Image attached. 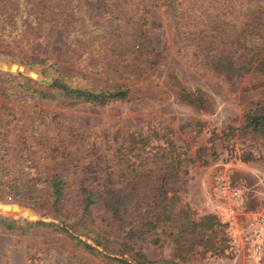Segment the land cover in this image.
<instances>
[{"label":"rangeland","instance_id":"rangeland-1","mask_svg":"<svg viewBox=\"0 0 264 264\" xmlns=\"http://www.w3.org/2000/svg\"><path fill=\"white\" fill-rule=\"evenodd\" d=\"M256 8L264 17V0H0V66L20 65L48 83L62 79L72 87L129 91L127 98L101 105L65 97L30 101L16 98L13 83L0 81V210L15 204L32 214L0 215L61 226L60 218L15 199L17 187L8 183L38 181L35 194L45 195L47 180L59 174L65 181L61 213L69 212L81 186L121 179L109 172L120 163L127 133L138 131L152 143L171 141L185 156L175 206L186 205L193 218L215 223L217 250L174 259L166 227L156 244L135 241L134 248L148 260L180 264H264V256L248 258L241 245L228 248L219 222L223 201L214 186L217 176L227 175L243 189L241 226L249 213L264 215V136L241 130L243 112L264 101V86L251 87L253 75L247 74L225 80L200 58L209 48L205 36H217L213 51L223 49L222 37ZM0 71L31 79L25 72ZM180 88L200 90L205 108L182 102ZM91 223L89 228L123 241L99 205ZM0 264L116 263L46 226L6 229L0 223Z\"/></svg>","mask_w":264,"mask_h":264},{"label":"trees","instance_id":"trees-1","mask_svg":"<svg viewBox=\"0 0 264 264\" xmlns=\"http://www.w3.org/2000/svg\"><path fill=\"white\" fill-rule=\"evenodd\" d=\"M245 18L235 31L222 37L226 44L219 51L217 49L213 51L212 48L214 46L212 43L218 39L217 36H205L209 48L200 53V58L211 72L225 80H231L237 74L253 75L254 83L251 87H261L264 86V17L260 14V9L256 8ZM229 27L233 28L234 25ZM134 37L137 38L138 34ZM201 40L198 39L200 42ZM0 81L13 83L19 88L13 93L16 98L30 101L65 97L76 102L101 105L110 100L125 99L129 92L127 87L122 86L99 89L72 87L62 79L39 84L40 82L37 83L20 74L12 75L5 71H0ZM179 92L182 102L198 109L205 108L201 105L205 103V99L201 98L200 90L180 88ZM241 130L257 137L264 136V101L256 102L243 112ZM127 135V147L123 149L121 148L123 145H120V163L109 172L115 171L121 179L102 181L100 187L81 186L80 200L69 212L61 213L65 181L59 174H54L47 180L45 195L35 194L39 190L38 181L28 180L26 184L18 182L17 185L8 183L9 186L17 187L13 195L15 199H24L29 207L60 218L61 226L36 218L15 219L3 215H0V223L6 229L46 226L53 231L66 234L74 246L98 254L116 264H180L174 259H182L184 254L197 252L203 255L206 251L216 252L215 223L209 218H193L188 213L186 205L180 208L175 206L178 203V184L183 173L181 164L182 161H186L182 152L176 151L177 147L171 141L162 144L152 143L149 136L138 131L128 132ZM130 150H134V153L128 154ZM152 156L154 159L147 161ZM5 205L13 207L7 211L0 210L6 215L16 217L20 214L32 215L28 210H22L15 204ZM96 205L101 207L103 215L108 218V223L123 241L117 242L115 238L110 239L106 232L89 228L92 224V209ZM173 220L174 224H168ZM164 227L169 229L166 235L172 241L174 259H146L134 248V242L148 241L156 244L159 234L165 233ZM79 235L88 237L94 245L86 243Z\"/></svg>","mask_w":264,"mask_h":264},{"label":"built area","instance_id":"built-area-1","mask_svg":"<svg viewBox=\"0 0 264 264\" xmlns=\"http://www.w3.org/2000/svg\"><path fill=\"white\" fill-rule=\"evenodd\" d=\"M214 186L215 192L223 201L219 222L228 248L241 245L248 258L254 260L262 258L264 256V215L249 213L241 226L238 215H241L243 210V189L231 185L227 175L217 176Z\"/></svg>","mask_w":264,"mask_h":264},{"label":"water","instance_id":"water-1","mask_svg":"<svg viewBox=\"0 0 264 264\" xmlns=\"http://www.w3.org/2000/svg\"><path fill=\"white\" fill-rule=\"evenodd\" d=\"M0 68L2 70H8L10 72H15V71L25 72L31 79H35V80H37L40 83L48 84V80L43 79V78H39L34 71L25 70L24 67H22L20 65H17V64L11 63L7 68H5L4 66L1 65ZM0 204H4V203L0 202Z\"/></svg>","mask_w":264,"mask_h":264}]
</instances>
